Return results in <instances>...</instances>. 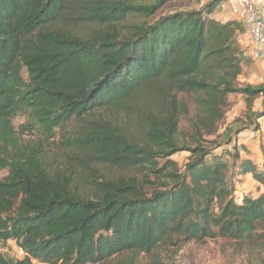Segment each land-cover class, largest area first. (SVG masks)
Instances as JSON below:
<instances>
[{"label": "trees", "instance_id": "1", "mask_svg": "<svg viewBox=\"0 0 264 264\" xmlns=\"http://www.w3.org/2000/svg\"><path fill=\"white\" fill-rule=\"evenodd\" d=\"M177 1L0 0V243L23 253L0 264H163L216 238L264 253V191L235 189L264 190V156L237 142L260 130L264 84L238 81L243 28L212 17L224 0L161 14ZM230 95L245 113L226 123ZM20 112L58 132L53 155L20 142Z\"/></svg>", "mask_w": 264, "mask_h": 264}, {"label": "rangeland", "instance_id": "2", "mask_svg": "<svg viewBox=\"0 0 264 264\" xmlns=\"http://www.w3.org/2000/svg\"><path fill=\"white\" fill-rule=\"evenodd\" d=\"M202 1L203 0H178L172 5H167L161 14L179 8H196V6ZM190 4L191 6H188ZM246 52L247 51L243 52L246 55L243 56L245 59V72H243L244 75L242 79H239L238 81L240 82V84H246L248 80H250L251 82H253V80L254 82H260L259 80H257L258 78H254L252 80L250 76H254V73H259L258 70H260L262 61L261 59L260 61L252 60L251 55H249V57ZM256 69H258L257 72ZM23 76L25 77V73H23ZM229 100L231 101L232 105L225 116L226 123H229L240 116L242 117L245 113V105L241 96L230 95ZM261 108L262 107L260 100L255 104L254 110L260 111ZM262 124L264 127L263 122ZM12 125L17 136L20 138L21 143H38L44 148L48 155H53L56 152L59 141L58 132H55V135L53 137L48 138V136L44 134V132L40 130V128L29 121V117L25 112L18 113L13 118ZM261 136V130L258 133H255V135H251L250 132H244L242 133V136H238V139L239 142H246L248 146H250L252 142H258L260 150L263 151ZM227 148L229 147H224V149ZM220 151L221 149L217 150L216 152L220 153ZM172 159L177 162L179 167L182 168L187 162L188 153H178L174 155ZM100 171L108 176H114L116 173L105 168L101 169ZM5 174L6 172H2L0 174V179L5 176ZM235 187L237 197L249 195L252 198H256L264 191L258 187V184H256L253 180H249L248 178L245 179V181L243 180L242 183L236 184ZM249 251L246 248L238 246L232 241L222 238H216L212 240H206L203 243L192 242L183 244L179 248L166 249L165 251L160 253V259L163 264H264V260H262L264 258V253L258 252V250L254 252ZM0 255L12 257L14 259H20L22 258L23 253L16 247L13 241H9L7 243H0ZM35 264L39 263L35 262ZM145 264H149V262L146 261Z\"/></svg>", "mask_w": 264, "mask_h": 264}, {"label": "crops", "instance_id": "3", "mask_svg": "<svg viewBox=\"0 0 264 264\" xmlns=\"http://www.w3.org/2000/svg\"><path fill=\"white\" fill-rule=\"evenodd\" d=\"M208 1L209 0H203L202 2H200V4H198V5L196 4L197 6L195 9L201 7L202 5H204ZM257 5H258V10L260 11L261 15L264 17V0H257ZM212 17L215 20L223 22V23L228 22V21H234V22L240 23L242 28H243V31L237 36V43H238L242 52L247 51L246 54L248 56L251 55L252 47H251V44H250V42L247 38V35H246V18H245L243 8H242V0H224V2L220 6H218V8L215 10ZM262 47H263V57L261 58L262 62H261L260 70L256 69V72L258 70L259 73L258 74L254 73V76H250L252 78V80L254 78H256V79L258 78L257 80H259L260 82H254V80H253V82H251L250 80H248V82H247L248 84H251V85L264 84V42H263ZM243 56H246L245 53H243ZM243 72H245L244 66H243ZM243 75H244V73L240 76V79H242ZM262 122L264 123V117H262L259 120L261 133L264 130ZM245 132H250L251 135H255V133H258V132H252V131H245ZM240 136H242V133L240 134ZM239 138H241V137H239ZM237 142H238V145H241L245 148L244 151H241V158L242 159H250V160L255 161L256 163H260L262 161L263 156H264V152L262 150H260V148L258 146V142H256V143L252 142V144L250 146H248V144L244 141L239 142L238 138H237ZM247 178L249 180H252L251 175H246L243 178V180L245 181V179H247ZM33 264H35V262H33Z\"/></svg>", "mask_w": 264, "mask_h": 264}, {"label": "built area", "instance_id": "4", "mask_svg": "<svg viewBox=\"0 0 264 264\" xmlns=\"http://www.w3.org/2000/svg\"><path fill=\"white\" fill-rule=\"evenodd\" d=\"M242 8L246 18V35L251 44V59L260 60L263 56L264 17L258 10L257 0H242ZM264 148V130L261 136Z\"/></svg>", "mask_w": 264, "mask_h": 264}]
</instances>
